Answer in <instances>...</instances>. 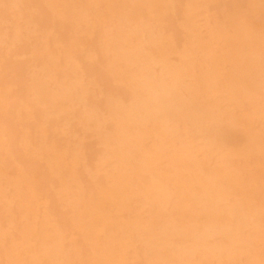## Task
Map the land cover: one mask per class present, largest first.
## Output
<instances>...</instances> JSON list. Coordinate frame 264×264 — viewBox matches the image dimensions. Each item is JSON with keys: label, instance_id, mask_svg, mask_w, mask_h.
Returning <instances> with one entry per match:
<instances>
[{"label": "bare ground", "instance_id": "obj_1", "mask_svg": "<svg viewBox=\"0 0 264 264\" xmlns=\"http://www.w3.org/2000/svg\"><path fill=\"white\" fill-rule=\"evenodd\" d=\"M0 264H264V0H0Z\"/></svg>", "mask_w": 264, "mask_h": 264}]
</instances>
